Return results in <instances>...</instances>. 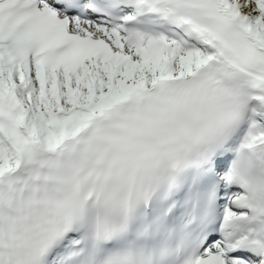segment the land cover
Returning a JSON list of instances; mask_svg holds the SVG:
<instances>
[{
    "label": "snow or ice",
    "instance_id": "snow-or-ice-1",
    "mask_svg": "<svg viewBox=\"0 0 264 264\" xmlns=\"http://www.w3.org/2000/svg\"><path fill=\"white\" fill-rule=\"evenodd\" d=\"M0 264H264V0H0Z\"/></svg>",
    "mask_w": 264,
    "mask_h": 264
}]
</instances>
